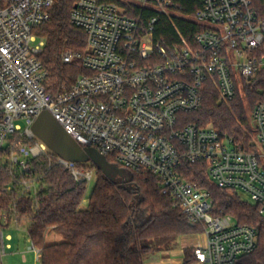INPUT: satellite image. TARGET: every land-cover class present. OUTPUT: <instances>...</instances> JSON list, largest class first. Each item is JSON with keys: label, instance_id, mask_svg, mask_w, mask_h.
<instances>
[{"label": "built area", "instance_id": "1", "mask_svg": "<svg viewBox=\"0 0 264 264\" xmlns=\"http://www.w3.org/2000/svg\"><path fill=\"white\" fill-rule=\"evenodd\" d=\"M201 1L190 18L201 29L191 41L178 31L180 40L170 47L155 39L154 29L160 15L175 13L172 0H133L154 12L146 25L117 0H78L70 22L85 30L87 48L66 49L62 59L81 60L86 73L55 96L45 88L49 71L39 57L45 39L35 33L50 20L54 0H0V169L14 176L18 197L37 193L46 174L38 181L25 176L40 157L78 182L94 179L96 169L62 158L34 134L35 120L48 110L82 146L110 155L124 169L159 178L162 193L204 227L203 243L193 247L196 264H235L256 249L258 229L218 210L209 189L186 176L184 164L204 163L215 184L246 195L264 215L260 154L213 124L187 122L184 115L202 107L208 84L230 103L264 71V0ZM252 125L253 142L264 151V96L252 109ZM18 141L20 154H5ZM11 220L19 221L16 214L3 215L4 225ZM5 239L0 230L1 253Z\"/></svg>", "mask_w": 264, "mask_h": 264}, {"label": "trees", "instance_id": "2", "mask_svg": "<svg viewBox=\"0 0 264 264\" xmlns=\"http://www.w3.org/2000/svg\"><path fill=\"white\" fill-rule=\"evenodd\" d=\"M77 1L54 0L50 20L35 30L45 39L44 49L39 55L49 71L44 85L47 92L55 96L69 89L79 75L86 73L81 60L66 64L62 59L66 49L84 53L87 48L85 30L70 22V14ZM172 1L175 13L181 15H160L154 29L155 39L163 38L170 47L180 40L178 31L191 41L201 29L190 19L200 9L201 0ZM126 7L129 15L141 16L145 25L154 13L134 3ZM245 90L253 109L264 96V71ZM184 118L187 122L200 125L212 123L222 135L233 137L249 149L255 146L252 137L254 129L249 124L246 105L240 94L234 101L226 103L220 101L218 91L208 84L202 107L185 114ZM20 147V141L13 148L9 145L5 154L12 150L20 154ZM107 159L116 163L110 155ZM80 164L97 172L86 208L81 205L88 183L76 181L60 165L49 168L44 157L32 160L31 172L25 176L38 181L46 174L39 179L35 195L18 197L14 176L7 167L0 169V230L5 213L10 216L16 214L19 220L24 217L29 219L27 231L33 246L40 250V264H145L146 253L171 250L179 238L204 231L202 225L191 223L186 218L170 195L162 193L156 175L125 169L126 176L111 179L93 162ZM184 168L187 177L209 189L217 209L224 215H231L238 223L258 229L256 249L239 257L235 264H264V215L260 206L243 199L235 191L215 184L208 176L204 163L187 162ZM15 175L19 179L22 177L18 170ZM10 184H14L15 188L7 191ZM51 232L61 234L64 240L48 243L47 237ZM196 259L195 249L187 247L181 264H196Z\"/></svg>", "mask_w": 264, "mask_h": 264}, {"label": "rangeland", "instance_id": "3", "mask_svg": "<svg viewBox=\"0 0 264 264\" xmlns=\"http://www.w3.org/2000/svg\"><path fill=\"white\" fill-rule=\"evenodd\" d=\"M124 5H130L133 0H117ZM175 14V13H174ZM245 89H242V91ZM244 103L246 105V114L248 116L249 124L253 129L252 125V107H250L248 103V98L246 95V90L241 94ZM212 124V123H209ZM253 141H254V132L252 134ZM7 147V143H5ZM5 147V148H6ZM251 149L260 154V158L262 164L264 165V151L255 145L251 147ZM7 157L4 156L3 161H6ZM97 180V172L95 173L94 179L88 185V189L85 195V199L82 202V208H86L88 204V200L90 198L91 192L95 186ZM243 199L248 200L246 195L242 196ZM2 227L1 230L4 232L6 236V248L2 250L1 253V261L2 264H40V260L38 258V248L33 246L31 239L29 238L27 225L29 223V219L26 217L21 218L18 222L15 220H11L10 224L4 225V221L2 220ZM11 235V239H8V235ZM64 240V237L61 234L51 232L47 237L48 243L53 242H60ZM203 243V237L199 234L197 235H188L183 236L174 243L171 250H183L186 247L195 246ZM10 244V247L7 245ZM37 249V250H36ZM171 250H163V251H156V252H148L144 256L145 264H176L173 263L171 260L173 256L171 255ZM179 259V258H178ZM178 261V260H177Z\"/></svg>", "mask_w": 264, "mask_h": 264}, {"label": "water", "instance_id": "4", "mask_svg": "<svg viewBox=\"0 0 264 264\" xmlns=\"http://www.w3.org/2000/svg\"><path fill=\"white\" fill-rule=\"evenodd\" d=\"M32 130L47 146L64 159L76 163L93 162L111 179L126 176L127 171L111 163L95 147H84L69 134L48 110H43L35 120Z\"/></svg>", "mask_w": 264, "mask_h": 264}, {"label": "crops", "instance_id": "5", "mask_svg": "<svg viewBox=\"0 0 264 264\" xmlns=\"http://www.w3.org/2000/svg\"><path fill=\"white\" fill-rule=\"evenodd\" d=\"M7 237H8V239H11V235L10 234ZM8 245H10V244H8ZM190 247H194V246L192 245ZM184 249L183 250H175V249H173V250L170 251V253L172 252L171 255L173 256V259L171 260L173 263L181 264L183 262V259H184Z\"/></svg>", "mask_w": 264, "mask_h": 264}]
</instances>
